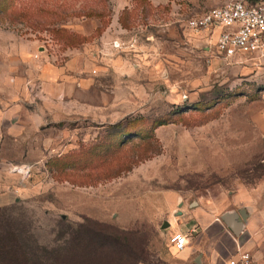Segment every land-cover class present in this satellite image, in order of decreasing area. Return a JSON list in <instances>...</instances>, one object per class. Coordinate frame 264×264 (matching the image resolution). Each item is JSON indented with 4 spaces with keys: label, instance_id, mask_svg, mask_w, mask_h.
I'll use <instances>...</instances> for the list:
<instances>
[{
    "label": "rangeland",
    "instance_id": "374dc122",
    "mask_svg": "<svg viewBox=\"0 0 264 264\" xmlns=\"http://www.w3.org/2000/svg\"><path fill=\"white\" fill-rule=\"evenodd\" d=\"M229 1L43 0L58 25L0 20L59 62L69 52L74 77L70 109L0 158L1 234L47 264H183L169 239L201 199L259 222L264 58L229 62L187 28Z\"/></svg>",
    "mask_w": 264,
    "mask_h": 264
},
{
    "label": "crops",
    "instance_id": "0c3cea01",
    "mask_svg": "<svg viewBox=\"0 0 264 264\" xmlns=\"http://www.w3.org/2000/svg\"><path fill=\"white\" fill-rule=\"evenodd\" d=\"M17 27L0 23V158L7 161L8 146L26 144L29 130L39 129L53 119L58 107L71 106L73 82L69 62L49 53L37 39H24ZM68 113V112H67ZM224 205L201 199L178 227L187 236L179 252L183 264H208L231 259L240 252L251 253L256 264H264V213L259 222L239 217L243 226L238 235L223 220ZM191 231H195L191 233Z\"/></svg>",
    "mask_w": 264,
    "mask_h": 264
},
{
    "label": "built area",
    "instance_id": "2783aa9c",
    "mask_svg": "<svg viewBox=\"0 0 264 264\" xmlns=\"http://www.w3.org/2000/svg\"><path fill=\"white\" fill-rule=\"evenodd\" d=\"M187 28L197 34L207 32L214 36L217 51L229 62L245 56L264 58V0H230L189 20ZM46 42L53 43V40ZM169 241L179 252L188 243L182 233L171 234ZM208 264H256V261L251 253L240 252L231 259Z\"/></svg>",
    "mask_w": 264,
    "mask_h": 264
},
{
    "label": "trees",
    "instance_id": "16d2710c",
    "mask_svg": "<svg viewBox=\"0 0 264 264\" xmlns=\"http://www.w3.org/2000/svg\"><path fill=\"white\" fill-rule=\"evenodd\" d=\"M42 1L43 0H28V2L21 4V0H18L17 6V0H0V20L2 22L10 21L11 25H15L17 23H21V21L28 22L33 16H36V18L37 16H40L41 18H45V20L46 16H48L49 18H53L51 21L56 24L58 19L65 16L60 8H46L43 4H41ZM34 23L37 27L47 26V23L41 22V20L39 22L34 21ZM2 24L5 25V23ZM53 32L60 38L62 34L67 33L66 30L62 28L55 29ZM66 44L68 45L67 41ZM118 124L121 125L123 122ZM118 124L117 126L119 127L120 125ZM160 125L165 124L162 123ZM65 157L66 156H63L62 158L65 159ZM3 230L4 229L2 227L0 229V264H47L43 260L44 258L42 254L36 250L32 251L31 246L24 238H22V236H18L17 238V236L11 232H8V234H1ZM99 231L101 233H105L108 239L116 240L114 237L112 238V235L109 234V232H105L101 229H99ZM73 239H77V235H75ZM13 247L18 248L16 252L12 251Z\"/></svg>",
    "mask_w": 264,
    "mask_h": 264
},
{
    "label": "water",
    "instance_id": "95a60500",
    "mask_svg": "<svg viewBox=\"0 0 264 264\" xmlns=\"http://www.w3.org/2000/svg\"><path fill=\"white\" fill-rule=\"evenodd\" d=\"M182 205V203L180 204ZM241 218L245 220L246 218V212L245 211H241ZM239 219V215L238 214H226L223 218V220H225V222L228 223L229 227L233 230V232L238 235L242 229V222H238ZM170 222L166 221L164 222L162 229L165 230L167 228L170 227Z\"/></svg>",
    "mask_w": 264,
    "mask_h": 264
}]
</instances>
